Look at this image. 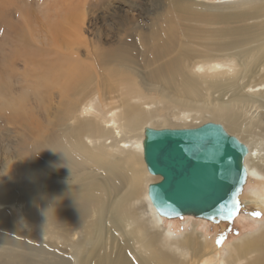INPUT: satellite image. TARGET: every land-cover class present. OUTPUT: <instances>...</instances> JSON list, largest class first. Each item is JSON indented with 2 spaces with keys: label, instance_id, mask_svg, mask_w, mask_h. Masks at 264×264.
Wrapping results in <instances>:
<instances>
[{
  "label": "rangeland",
  "instance_id": "1",
  "mask_svg": "<svg viewBox=\"0 0 264 264\" xmlns=\"http://www.w3.org/2000/svg\"><path fill=\"white\" fill-rule=\"evenodd\" d=\"M61 5L79 6L80 17L69 23L58 14ZM244 29L258 39L233 43L243 39ZM160 43L163 54L155 51ZM252 48L264 49V0H0V198L12 196L0 206L9 211V227L0 228V253H20L25 264H189L193 248L176 241L190 236L197 240L195 249L213 247L221 264L234 244L264 231V202L257 198L264 179L248 175L239 214L231 222L165 219L150 204L148 188L127 198L134 181L129 162L110 151L108 157L90 146L79 149V142L87 146L90 140L72 123L91 107L90 117L104 130L112 112L122 115L142 104L151 116L134 133L215 123L245 145L209 118L215 100L227 101L236 85L256 79L241 63ZM258 57L261 64L253 70L261 78L264 52ZM214 61H234L237 71H209ZM187 78L197 81L195 104H179ZM68 82L72 86L63 89ZM81 82L86 88L76 90ZM256 91L245 87L242 92ZM67 98L76 107L70 115L64 114ZM67 151L75 163L66 160ZM112 167L115 177L109 181L106 171ZM146 179L148 186L161 180L148 173ZM33 185L35 197L20 188ZM52 186L77 200L82 215L60 214L50 221L41 208ZM154 217L160 219L157 235L172 242L166 252L149 236L155 229L145 225ZM257 256L239 257L238 264H251Z\"/></svg>",
  "mask_w": 264,
  "mask_h": 264
},
{
  "label": "bare ground",
  "instance_id": "2",
  "mask_svg": "<svg viewBox=\"0 0 264 264\" xmlns=\"http://www.w3.org/2000/svg\"><path fill=\"white\" fill-rule=\"evenodd\" d=\"M179 3L180 1L178 2V4ZM56 5L58 6L59 4L56 3ZM78 10L80 9L77 5H61V9L58 14L65 20L69 21V23H72L81 15ZM218 11H220V9ZM242 35V40L233 43L240 44L245 42L252 44L258 39V36H253L254 31L251 30L249 31L247 29H244ZM155 51L160 54L164 53L161 43L158 44L157 47H155ZM263 52V48L258 49V51H255L254 48H252L250 52L244 55L245 59L242 61L240 60L244 68V72H247L249 70L252 71V74H255V76L252 77L256 79H253L252 83L248 82L246 86L236 85L234 94H232L227 101H224L223 98L221 100H215V106L211 111L212 117L209 118H214L215 120L222 122V124H224L225 128L231 134L238 136L240 140L245 143V146L248 149L247 155L244 159V167L247 172V177L252 176L261 179H264V76L260 78L259 73L253 69L260 66L261 59L258 57V54L262 55ZM250 59L251 62L248 63ZM235 67H237V65L234 61H230L228 63L214 61L207 66L208 70L213 72H221L220 70H224L225 68H228V70L234 68L235 72ZM204 68V66L199 67L200 70ZM164 69V66H160L159 71L163 72ZM79 74L80 73H78L77 77L80 76ZM174 79H176L175 76ZM186 82L187 83L184 87L186 92H183L184 97L183 100L179 101V104H195V96H198L200 94L196 84L197 81L193 78H187ZM72 84L73 82L66 83L63 89L69 90ZM87 84L88 83L86 82H81L75 89L82 91L84 88H86ZM245 87L252 90L257 89V91L253 92L252 94L245 95L242 92ZM142 106V104L130 106L129 110L125 109L124 111H122V115H118L115 112H112V114L109 116L110 119L106 122L107 128H105L104 130L100 128L102 125H100L99 121L90 117L92 109L91 107L83 109V112L85 114V116L83 117L84 119H80L78 117L72 122L76 124L77 127L84 130L87 137V142L90 140L88 142L89 145L87 146L82 142H79V149L87 150L90 146V149L98 153L107 154L108 157H110V154L108 152L110 151L112 157L118 159L119 161H128L129 166H132L134 181L132 182V187L128 189L127 198H129V200L133 197L140 196L144 187H149L147 185L148 180L146 179L148 173L146 166H144V169L142 170H138V168L136 167V165L138 164L143 165V140L145 138V135L144 133L143 135H141L140 133L134 132L138 131L140 127H143L146 123H148V118L151 116L149 115L150 111L146 110ZM74 109H76V107L71 104L67 98L65 101L64 114L70 115L69 113H71V111ZM128 112L129 114H132L134 116L130 117L129 115H127ZM109 127L115 128L116 130L114 131H116V134L114 133L113 129ZM128 134H134L135 136L129 137L127 136ZM107 137L111 139L110 144H112V147H108L109 145H107ZM64 154L66 160L69 163L76 162L73 161L74 158L69 151L64 152ZM106 173V179L112 181L113 177H115V168L112 167L109 172L107 169ZM20 188L21 190L25 189L32 197L38 196L37 186L33 185L32 188ZM38 193L39 195H41L43 191L39 188ZM46 194L47 195H45L43 198L44 201L42 199V203L43 205L46 204L49 207L47 208V206L45 205L43 207L42 205L41 211H43V213H45V215L50 218V221L57 219L56 217H58L60 214L65 215V219H70L78 215H82V208L80 207L79 202H77V200L75 199H72L73 197H66V195L64 194V189L62 190L56 186H52L46 191ZM8 197L9 198L7 200V196H1L0 206L9 201L12 196ZM257 198L261 199L262 204L264 202V191ZM8 212L9 211H7V209L4 211H0V228L5 229L9 227L5 219V216ZM159 222L160 219L154 217L151 219L150 223L146 222L145 225L147 226L150 224L155 229V233L149 236L153 241H159L161 245L160 250L162 252H166L168 251L172 242L169 241L170 238L167 236L165 238H162L160 235H157V232H160L156 230V228L159 226ZM176 242H180L181 244H188L193 248V254L198 260H195V257L193 255L194 261L190 262L189 264H220L218 263V261L220 260L218 258H215L217 255L215 256L213 247L211 249V252L208 251V245L205 244H200L199 248L195 249L196 247H194V244L197 243V240L193 239L190 236L186 238L182 237V241ZM203 247L205 249V252L201 254V249H203ZM254 252H257L258 256L252 260L251 264H264V231H262L255 237H247L242 242L234 244L233 251L229 254L228 257L226 256V259L221 261V264H238L240 259H243L247 255ZM11 253L12 252L9 250H3V252L0 253V264H25V262H27V257L25 258L20 253H17V255ZM239 257L241 258L239 259Z\"/></svg>",
  "mask_w": 264,
  "mask_h": 264
},
{
  "label": "water",
  "instance_id": "3",
  "mask_svg": "<svg viewBox=\"0 0 264 264\" xmlns=\"http://www.w3.org/2000/svg\"><path fill=\"white\" fill-rule=\"evenodd\" d=\"M143 160L160 182L148 187L162 218L231 222L247 183L248 149L219 124L190 129L146 128Z\"/></svg>",
  "mask_w": 264,
  "mask_h": 264
},
{
  "label": "snow or ice",
  "instance_id": "4",
  "mask_svg": "<svg viewBox=\"0 0 264 264\" xmlns=\"http://www.w3.org/2000/svg\"><path fill=\"white\" fill-rule=\"evenodd\" d=\"M256 215H257V216H259L260 214H259V213H257Z\"/></svg>",
  "mask_w": 264,
  "mask_h": 264
}]
</instances>
